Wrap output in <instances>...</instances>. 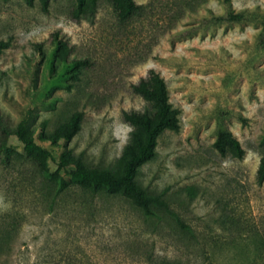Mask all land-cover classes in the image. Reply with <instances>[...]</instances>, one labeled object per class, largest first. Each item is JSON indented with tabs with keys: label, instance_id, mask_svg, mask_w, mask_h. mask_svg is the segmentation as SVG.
<instances>
[{
	"label": "rangeland",
	"instance_id": "obj_1",
	"mask_svg": "<svg viewBox=\"0 0 264 264\" xmlns=\"http://www.w3.org/2000/svg\"><path fill=\"white\" fill-rule=\"evenodd\" d=\"M136 1L143 7L126 21L106 0L94 21H78L74 0H50L48 10L42 0H0V39L12 38L0 53V121L24 122L51 150L52 172L68 152L118 170L135 128L125 111L148 105L133 85L156 69L181 127L159 136L136 179L171 211L150 217L121 193L59 191L34 168L0 159V264H264V0ZM229 10L248 16L213 21ZM78 110L80 131L59 137ZM223 129L243 158L214 146ZM9 147L25 153L16 135Z\"/></svg>",
	"mask_w": 264,
	"mask_h": 264
},
{
	"label": "trees",
	"instance_id": "obj_2",
	"mask_svg": "<svg viewBox=\"0 0 264 264\" xmlns=\"http://www.w3.org/2000/svg\"><path fill=\"white\" fill-rule=\"evenodd\" d=\"M32 2L33 0H29ZM103 0H74L70 6V15L74 19L94 21ZM114 8L116 16L121 21L128 20L136 12H140L142 4L136 0H106ZM44 8L48 10L50 0H42ZM230 4L231 0H225ZM247 10H229L224 14H212L216 23L241 22L247 18ZM58 42L57 55L68 60L67 40L56 35ZM259 43L264 46V22L259 34ZM12 44V38L0 39V53L6 51ZM77 63L87 64L88 59L76 60ZM134 91L140 94L148 105L144 111H125V119L134 125L132 141L128 144L122 160L121 168L112 170L109 168L87 166L80 157L68 152L59 162L56 171L52 172L44 161L52 155L50 149L40 144L33 134L28 132L27 125L20 122L17 125H9L0 121V159L6 166L19 165L30 166L59 191L71 185H78L94 191L106 190L109 193H121L131 198L144 214L150 217L159 215L157 209L171 211L169 203L159 194L151 193L136 179L138 168L156 155L159 136L167 129L179 130L180 110L170 101L169 89L166 79L159 71L152 68L148 75L134 83ZM83 111H76L70 119L61 123L57 129L59 137L71 139L81 129ZM16 135L25 144V153L13 152L9 147L10 138ZM214 146L223 154L232 153L235 157L243 158L246 149L241 141L229 129L219 132ZM64 174L61 175V171ZM69 175V177H68ZM258 182L264 183V155L258 169ZM178 223L187 226L178 217Z\"/></svg>",
	"mask_w": 264,
	"mask_h": 264
}]
</instances>
